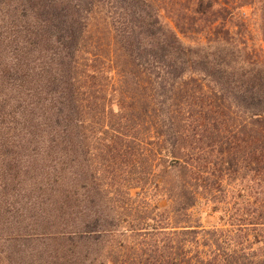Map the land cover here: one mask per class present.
Segmentation results:
<instances>
[{
	"label": "trees",
	"instance_id": "1",
	"mask_svg": "<svg viewBox=\"0 0 264 264\" xmlns=\"http://www.w3.org/2000/svg\"><path fill=\"white\" fill-rule=\"evenodd\" d=\"M251 4L0 0V264H264Z\"/></svg>",
	"mask_w": 264,
	"mask_h": 264
},
{
	"label": "rangeland",
	"instance_id": "2",
	"mask_svg": "<svg viewBox=\"0 0 264 264\" xmlns=\"http://www.w3.org/2000/svg\"><path fill=\"white\" fill-rule=\"evenodd\" d=\"M264 0H252V4L249 6H245L240 8L237 11V19L242 20L247 27L249 33L247 34L248 39V47L250 50L260 51L264 50V43L263 38L260 32V25H261V18H262V3ZM25 215V211L21 212ZM203 216V222L205 225H214L218 222L217 216H210V212L206 209L201 212ZM10 217L9 221H12V214L11 212L8 214V218ZM10 223V222H9ZM27 221L23 222V225H26ZM11 225V224H10ZM8 244H6V249ZM39 243H32V249L37 248Z\"/></svg>",
	"mask_w": 264,
	"mask_h": 264
}]
</instances>
